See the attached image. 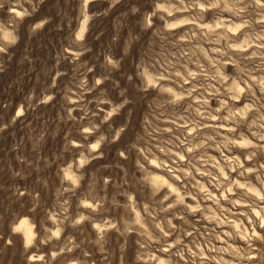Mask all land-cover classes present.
Here are the masks:
<instances>
[{
  "label": "rangeland",
  "instance_id": "obj_1",
  "mask_svg": "<svg viewBox=\"0 0 264 264\" xmlns=\"http://www.w3.org/2000/svg\"><path fill=\"white\" fill-rule=\"evenodd\" d=\"M262 166L264 0H0V264H264Z\"/></svg>",
  "mask_w": 264,
  "mask_h": 264
},
{
  "label": "bare ground",
  "instance_id": "obj_2",
  "mask_svg": "<svg viewBox=\"0 0 264 264\" xmlns=\"http://www.w3.org/2000/svg\"><path fill=\"white\" fill-rule=\"evenodd\" d=\"M12 13L13 14H17L19 16H21L22 14H24V13L18 11V10H13ZM87 22H88V19H86L84 21V23L82 24V26L80 28V31L78 33V37H81V38L84 37L85 32L87 30ZM3 35H4L5 38L12 37L11 33L9 32V30L3 31ZM241 90L242 89H240L239 91L241 92ZM21 114H22V110L19 109L17 111V113H16V117L21 116ZM74 145L77 146V147L79 146L77 144H74ZM92 146H93V149H98V146L99 145L98 144H94ZM242 146H244L245 148H248L246 150L249 153V152H251V149L250 148H252L253 145L250 143V141L248 139H245L243 141V143H242ZM254 157H256V155ZM259 159H260L259 157H256L253 160V162H258ZM240 165H242V162L240 163ZM225 175H226V173H224V176ZM67 176L70 177L71 174H67ZM73 179H75V177H73ZM262 183H263V186H264V182H262ZM237 184L239 186H241V183L237 182ZM254 186L255 185H252L251 184V187L249 188V191L251 192V194H254L253 195L254 197L256 196V197H258V200H260V202H258L257 204H259V205L260 204H263L264 205V201L262 202V200H264V195L258 189H256V186L255 187ZM252 188H255V189H252ZM228 191H229L230 195H232L233 189L231 188ZM222 196H223L224 200H225L226 197H228V196H226V192H222ZM232 203L235 206H238V207H241V208H245L246 207V206L243 205L242 201L240 202V201L234 199V201ZM241 208H240V210H241ZM242 211H244V210H242ZM252 214L254 216V220H259L261 222V224L264 226V207L262 209H259V207H253L252 208ZM228 219H232V217H229ZM248 219H249L248 222H250V220L252 219V217L249 216ZM254 220H252V221H254ZM228 223L232 224V228L235 230L234 231V234L232 232H229V231H225V232H223V234H224V236L226 235L230 240H233V242L242 243V245H243L244 242L246 241L248 244H250V242L255 241L254 238H258L259 236H262V235H260V232L255 228V226L253 224L254 222H252V225H251V227L253 228L252 229L253 235L251 234V231L249 230L248 226L244 222H242L241 219L240 220H237V219L235 220L233 218L231 221H229L227 223L224 222L222 225H227ZM15 231L16 232H19V233H21L23 235V238L25 240V244H28V243H30L32 241V238H33V235H34L33 226L29 223V221L27 220V218L26 219L25 218L22 219L16 225ZM221 239H223V238L221 237ZM259 239H260V237H259ZM255 246H256L255 244H252L251 245V247H254V250L257 249ZM225 251H227L228 253H230V252L234 253L235 256L237 258H239V260H243V263L242 264H252V263H255V261H257L258 260V257H259L255 252H252L251 249L250 250L247 249V248L243 249V248L238 247V246H236L234 244L230 245V243H228V246H227V248H226ZM33 258H34V256H33ZM260 259L263 260V263H264V255H262ZM31 261L33 262L35 260L32 259ZM219 262L221 264H235L233 261H226V259H221V260H219ZM75 264H77V263H75Z\"/></svg>",
  "mask_w": 264,
  "mask_h": 264
}]
</instances>
